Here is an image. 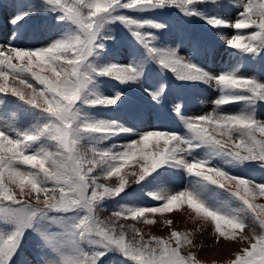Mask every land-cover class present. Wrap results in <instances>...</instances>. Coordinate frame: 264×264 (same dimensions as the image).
Listing matches in <instances>:
<instances>
[{
	"label": "snow or ice",
	"instance_id": "obj_1",
	"mask_svg": "<svg viewBox=\"0 0 264 264\" xmlns=\"http://www.w3.org/2000/svg\"><path fill=\"white\" fill-rule=\"evenodd\" d=\"M14 7L16 31L0 42V264H14L28 232L41 250L37 264H101L110 252L130 264H201L194 253H182L193 244L190 234L145 239L135 224L120 223L150 225L155 221L148 214L183 204L214 223L217 243L247 244L228 264H264V203L257 202L264 200V183L233 173L240 166L264 168V119L258 115L264 68L256 74L248 66L264 59V0H40ZM228 8L238 14H224ZM170 9L215 30L219 42L240 54L235 64L243 71L200 66L193 55L207 45L199 36L187 33L178 47L162 46L157 34L168 25L135 15ZM36 13H50L64 31L41 47L17 46V34ZM116 23L147 60L101 61L105 42L115 39L108 26ZM150 62L177 80L218 91L212 111L189 115L174 103L182 131L153 128L106 144L134 130L93 116L92 110L128 100L119 89L104 95L101 78L138 87L164 106L168 85L148 83ZM226 105L243 106L228 111ZM168 173L187 175L190 186L172 191L157 182ZM131 185H152L146 195L159 205L120 203ZM109 202L116 205L110 212Z\"/></svg>",
	"mask_w": 264,
	"mask_h": 264
},
{
	"label": "rangeland",
	"instance_id": "obj_2",
	"mask_svg": "<svg viewBox=\"0 0 264 264\" xmlns=\"http://www.w3.org/2000/svg\"><path fill=\"white\" fill-rule=\"evenodd\" d=\"M40 0H0V42H7L13 38L16 31L10 20L17 14L14 4L34 3L38 4ZM224 14L229 16L237 15L238 10L228 8ZM140 17L154 19L157 22L165 23L168 27L157 35L162 46L176 48L179 46L180 39L187 33H193L199 36L207 45L201 48L193 55V60L200 66L209 68L220 65L222 68H228L229 65L237 66L243 71L241 65H236L235 61L240 58V54L227 49L226 45L219 42L218 37L214 35L215 30L204 24L197 18H186L177 10H157L154 13H135ZM55 18L50 13H36L26 28L22 29L15 38L17 46L21 47H41L53 39L59 37L63 28L54 27ZM111 29L109 35L115 39L105 42V52L101 58L103 63L114 62L126 64L133 59L147 60L148 56L143 47L136 41L132 34L122 24L116 23L108 26ZM186 43V42H185ZM184 55L188 54L187 50L183 51ZM264 56V54H262ZM249 68H254L256 74H259L264 68V59L256 58V62H248ZM149 71L146 73L149 84L159 86L161 83L168 85V101L164 106L155 105L151 97L140 90L138 87H129L119 85L114 80L101 78V91L104 95H114L117 89L124 91L128 97L127 101L117 104L112 108H100L92 110L94 117L104 120L117 121L125 128L133 129L134 132L113 137L106 141V144H122L128 139H135L136 134L153 128H165L170 131H182L183 124L171 111L172 105L183 104L186 106L187 114H201L212 111L213 102H209L214 89L199 83H191L177 80L173 73L161 69L155 63L148 64ZM264 78V77H262ZM213 89V90H212ZM220 95V93L218 92ZM216 98V96H215ZM243 105H226L228 111H238ZM258 115L264 119V108L258 110ZM233 173H239L253 179L258 183H264V168L254 166H240L233 169ZM162 181L164 187L179 191L190 186L191 178L187 175L168 173L159 178L157 182ZM110 183L115 184L116 178H112ZM152 185L148 188H142L141 185H131L126 194H121L124 199L120 203L139 202L143 206H157L159 202H154L146 195ZM140 189V190H139ZM120 199V198H117ZM264 203V200L257 201ZM109 212L115 204L109 202ZM109 213H104L107 216ZM148 218L154 220L153 224L137 223L132 220H122L120 223L126 225L135 224L148 239L151 236L168 238L172 231L182 234H190L193 244L186 245L182 249L183 254L194 253L201 264H228L234 259V254L239 251L240 247L247 246L246 243L226 242L222 238L217 243V236L214 234V223L205 221L197 216L187 204H183L171 212L163 214H148ZM171 221V224H167ZM129 231V236H131ZM138 239V237H137ZM41 250L34 233L28 232L17 257L14 258V264H37V258ZM123 258L116 253H109L101 264H122ZM123 264H130L129 261H123Z\"/></svg>",
	"mask_w": 264,
	"mask_h": 264
},
{
	"label": "bare ground",
	"instance_id": "obj_3",
	"mask_svg": "<svg viewBox=\"0 0 264 264\" xmlns=\"http://www.w3.org/2000/svg\"><path fill=\"white\" fill-rule=\"evenodd\" d=\"M216 92H218V91H216V90L213 91L211 97L209 98L210 101H214V100L216 99V98H215V94H216Z\"/></svg>",
	"mask_w": 264,
	"mask_h": 264
}]
</instances>
